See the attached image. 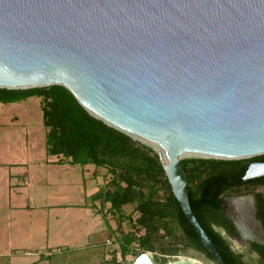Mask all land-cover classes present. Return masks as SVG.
<instances>
[{"label":"water","instance_id":"obj_1","mask_svg":"<svg viewBox=\"0 0 264 264\" xmlns=\"http://www.w3.org/2000/svg\"><path fill=\"white\" fill-rule=\"evenodd\" d=\"M53 83L167 149L156 153L173 194L226 264L191 209L179 155L264 153V0H0V86ZM262 175L252 159L243 179ZM145 258L159 264L149 250L129 264Z\"/></svg>","mask_w":264,"mask_h":264},{"label":"trees","instance_id":"obj_2","mask_svg":"<svg viewBox=\"0 0 264 264\" xmlns=\"http://www.w3.org/2000/svg\"><path fill=\"white\" fill-rule=\"evenodd\" d=\"M29 95L41 97L43 123L47 126V152L67 156L72 163L91 162L106 166L111 173L108 186L94 193L93 197L110 201L111 207L116 211H120L125 203L134 204L137 215L133 222L143 225L145 231L140 236H135L132 231L125 233L120 245L122 254L128 253L131 241L136 242L143 250L154 249L155 233L162 228L168 235L179 230L184 243L214 259L183 212L158 155L152 152L150 146L90 114L62 84L25 88L0 86L2 102L24 99ZM252 159H264V153L246 158L180 159L187 172L191 209L226 264H264V244L251 241V246L259 252V256L254 263L245 261L215 226L237 233L224 211V192L243 185L264 183V178L243 179ZM158 184L164 187L163 195L158 194ZM252 192L258 208L255 214L264 228V196L260 191Z\"/></svg>","mask_w":264,"mask_h":264},{"label":"crops","instance_id":"obj_3","mask_svg":"<svg viewBox=\"0 0 264 264\" xmlns=\"http://www.w3.org/2000/svg\"><path fill=\"white\" fill-rule=\"evenodd\" d=\"M35 97L41 121L39 117L26 119L33 109L38 111L28 104ZM40 99L29 95L0 101V123L22 118L27 126H35L34 136H41L43 130L45 143L47 126ZM21 141H26V151L21 148L13 159L0 161V264H68V256L77 258L83 250L108 249L120 233L130 230L137 215L133 203L116 211L110 201L93 197L108 181L103 166L72 163L67 156L47 152L46 143V153L34 155L28 151L34 140ZM20 179L25 183H18ZM130 205L133 213L123 214ZM107 210L112 216L106 215ZM108 237L111 243L105 242ZM57 247L61 250L54 251ZM49 250L52 252L47 253ZM79 260L73 264H89Z\"/></svg>","mask_w":264,"mask_h":264},{"label":"rangeland","instance_id":"obj_4","mask_svg":"<svg viewBox=\"0 0 264 264\" xmlns=\"http://www.w3.org/2000/svg\"><path fill=\"white\" fill-rule=\"evenodd\" d=\"M40 102H41V99H40ZM28 104L29 105L31 104V105H34L35 107H38V111L33 109L32 113H30L26 119L30 120V121H34V120H36L37 117H39V119L41 121V110L38 106V105H40L39 99L35 97ZM26 124H28V123H26L22 118L17 122L0 123V161L7 160V159H13V154H15L16 152H19V150L21 148L26 151V145H25L26 141H24L21 144V142H22L21 140H27V141H28V139L34 140L35 143L33 144V146L31 148H28L29 149L28 151L32 152L34 155L46 153L43 130H42L41 136H39V135L34 136L35 126H27ZM41 124H42V122H41ZM134 139L139 141L140 143H142V141H140L139 139H136V138H134ZM142 144L148 145L144 142ZM148 146H150V145H148ZM152 152L156 153V151L154 149L152 150ZM187 157H193V156H187ZM183 158H185V157H183ZM103 167L105 170V174L107 175L106 179H109L111 177V173L108 171L106 166H103ZM20 182L25 183V181L21 180V179L18 181V183H20ZM107 182L108 181H106L104 183L103 188L108 186ZM192 184H194V183H192ZM262 187L264 188V183L243 185L239 188H235L232 190L225 191L224 196L226 198H230L232 196H238V195H241L243 193H250L253 190H260V189H262ZM157 188H158V194L163 195L164 191H165L164 187H162L158 184ZM242 211H245V217L244 218L248 222V226L251 229L250 232L253 231V233H254L255 229L257 228V225L250 218L251 217L250 216L251 215L250 207L247 208L246 210L243 208ZM126 213L129 215L131 213H133L132 205H130V207H128L127 209H124L123 214L127 215ZM135 217H136V215H135ZM137 224L138 223H134L132 221V224L130 226V230L127 232L132 231V227L133 226L135 227V225H137ZM124 234L125 233H120L119 237H116L113 240L115 243L113 245L109 244L108 249L106 248V249H102V250H99V249H97V250H83L82 252L79 253V256H77V258H73L72 256H68V258L66 260H68V262H69L68 264H73V261L78 260V258H79L80 262L93 264L94 262H97L98 260H101L103 258H112V259L118 258L122 262L129 264L133 260V258L138 253H140L143 249H141L136 242L131 241L128 245L129 246L128 253H126L125 255L122 254L120 245L123 242ZM223 234L227 238L229 243L231 244L232 248L242 256L243 260L248 261V262H252V263L257 261L258 257L256 255H253L252 253H250L248 251L247 247L240 240L235 239L233 237L228 238L229 236L226 232H223ZM163 248H165V249H163ZM145 250L151 251L155 255L156 258H163L164 257L163 254L169 256V253L170 254L175 253V254H179V255L195 256L203 264H217V262L214 259L209 258L202 251L184 243L182 234L179 230H177L176 233L173 235H168L165 233L164 230L159 229L155 233L154 249H145ZM167 258H170V257H167Z\"/></svg>","mask_w":264,"mask_h":264},{"label":"flooded vegetation","instance_id":"obj_5","mask_svg":"<svg viewBox=\"0 0 264 264\" xmlns=\"http://www.w3.org/2000/svg\"><path fill=\"white\" fill-rule=\"evenodd\" d=\"M257 178H264V175L257 177ZM262 184V183H260ZM254 191H260L262 195L264 196V188L260 190H254ZM237 201V202H236ZM240 202V203H239ZM256 198L253 192L250 193H243L238 196H232L230 198H226L224 196V211L226 215L231 219L235 229L237 230V233H230L227 232L223 227L219 225H215L217 229H219L222 233L226 232L228 234V238L233 237L235 239L240 240L248 249L250 253L253 255L259 256V252L254 249L251 246V241L257 242L259 244H264V228L262 225L261 220L256 216ZM246 210L250 207L251 210V220L254 221V223L257 225V228L255 229V232H250L251 229L248 226V222L245 220V211H242L243 208ZM254 225V224H253ZM261 225V226H260ZM139 254V253H138ZM163 258H156L155 255L152 253V258L154 261H156L159 264H171L172 261L179 257H182L184 255H179L169 253V256L163 254ZM170 257V258H167ZM186 257L197 259V257L192 255H187ZM242 257V256H241ZM135 258V257H134ZM133 258V259H134ZM198 260V259H197ZM93 264H126L122 262L120 259H112V258H103L101 260H98L97 262H94Z\"/></svg>","mask_w":264,"mask_h":264},{"label":"bare ground","instance_id":"obj_6","mask_svg":"<svg viewBox=\"0 0 264 264\" xmlns=\"http://www.w3.org/2000/svg\"><path fill=\"white\" fill-rule=\"evenodd\" d=\"M128 132L131 134L132 137L142 141V143L144 142V143L152 146V148L155 151L160 152V154L163 158H166L167 149L163 145H161L157 140H154V139H152L146 135H143V134L135 132V131L128 130ZM192 154H200V153L182 151L179 156L182 157V156H188V155H192ZM140 261H142V260H140ZM195 261H198L199 264H203L200 260L192 259V258H189L186 256L179 257V259L175 262L177 264H195ZM138 264H150V263H149L148 258H145V259H143L142 263L139 262Z\"/></svg>","mask_w":264,"mask_h":264},{"label":"built area","instance_id":"obj_7","mask_svg":"<svg viewBox=\"0 0 264 264\" xmlns=\"http://www.w3.org/2000/svg\"><path fill=\"white\" fill-rule=\"evenodd\" d=\"M106 215L109 216V217L112 216V211L107 210L106 211ZM160 230H163V229L160 228ZM144 231H145V227L143 225H141L140 223L135 225V227L134 226L132 227V232L134 233L135 236H140ZM105 242L106 243H111V238H109V237L106 238ZM60 250H61L60 247H57V248L54 249V251H60ZM51 252H52L51 250L47 251V253H51Z\"/></svg>","mask_w":264,"mask_h":264}]
</instances>
